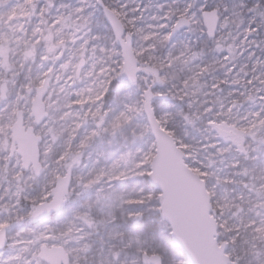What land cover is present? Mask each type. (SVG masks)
Returning a JSON list of instances; mask_svg holds the SVG:
<instances>
[{
    "label": "snow or ice",
    "instance_id": "6c2138e0",
    "mask_svg": "<svg viewBox=\"0 0 264 264\" xmlns=\"http://www.w3.org/2000/svg\"><path fill=\"white\" fill-rule=\"evenodd\" d=\"M0 264H264V0H0Z\"/></svg>",
    "mask_w": 264,
    "mask_h": 264
}]
</instances>
